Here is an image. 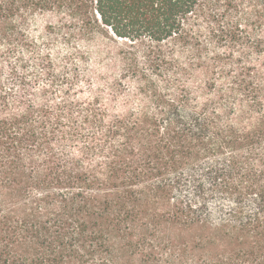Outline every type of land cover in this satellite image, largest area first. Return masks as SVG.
Listing matches in <instances>:
<instances>
[{
    "label": "trees",
    "instance_id": "1",
    "mask_svg": "<svg viewBox=\"0 0 264 264\" xmlns=\"http://www.w3.org/2000/svg\"><path fill=\"white\" fill-rule=\"evenodd\" d=\"M0 264H264V0H0Z\"/></svg>",
    "mask_w": 264,
    "mask_h": 264
},
{
    "label": "rangeland",
    "instance_id": "2",
    "mask_svg": "<svg viewBox=\"0 0 264 264\" xmlns=\"http://www.w3.org/2000/svg\"><path fill=\"white\" fill-rule=\"evenodd\" d=\"M55 19L51 16H39L37 18V23L39 25V27L43 26L45 23L49 22V21H54ZM39 27H36V29H38ZM52 51V54H53V57L59 59V62L61 63V54L63 51H65V47L63 44H61V42H58L56 43L54 46H45V44L41 43L38 47V51L37 53H35V56L41 52H46L47 50H50ZM39 52V53H38ZM29 57V55L27 56ZM15 55H12L11 56V60H15ZM93 58V56H92ZM92 62V61H91ZM80 72L82 75L86 74L88 71V66H80ZM68 71L67 69H63V68H58L56 74L58 77H61L63 76L64 74H66V72ZM26 73V76H28L32 81V84L37 87V88H42L43 86H45L46 84H49L48 83V80L44 77L43 73V69L42 67H40V65L38 64V62L35 61L34 58H30L29 59V65L27 67V69H25L24 71ZM69 72V71H68ZM37 75V77H36ZM2 79L3 81L5 82V84L8 86V87H11L13 86V83L9 81V73H8V70H7V67L4 68V71H3V74H2ZM82 88H83V91L84 92H90L91 91V88H92V91H95V90H107L106 88V85L102 84V85H94L90 87V85L86 82H83L81 84ZM67 89V86H66V81L62 82L60 79L53 83V87H51V95H49L48 97L49 98H62L64 95V92L66 91ZM68 95L70 96H73V93H69Z\"/></svg>",
    "mask_w": 264,
    "mask_h": 264
}]
</instances>
